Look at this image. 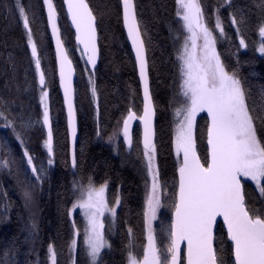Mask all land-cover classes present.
Listing matches in <instances>:
<instances>
[{"label":"snow or ice","instance_id":"6c2138e0","mask_svg":"<svg viewBox=\"0 0 264 264\" xmlns=\"http://www.w3.org/2000/svg\"><path fill=\"white\" fill-rule=\"evenodd\" d=\"M66 15L74 29L76 48L82 60L86 57L84 71L88 73V84L93 102L98 100L95 69L99 56V23L93 7L88 0H63ZM122 8L123 26L135 54V66L143 90V112L138 114L131 107L127 114L117 119L108 141L117 148L120 137L131 150L133 146L132 122L139 120L142 132L141 162L144 165L145 194L143 206V234L141 252L136 250V241L132 227H128L127 264H264V205L250 207L246 184L251 181L264 201V90L260 93L261 103H257L250 88L238 75V70L229 71L228 66L217 51V36L208 26L204 5L201 0H175L178 23L182 22L183 32L177 31L174 43L183 35V42L176 49L178 86L168 101L172 113V150L176 156L175 174L171 189L162 181L157 162V145L153 120L156 105L150 89V68L147 48L138 18L134 0H119ZM232 7L231 0H225ZM0 7L11 10L7 0H0ZM264 13V0L256 5ZM19 19L26 33L27 48L30 50L31 63L35 67L34 82L29 86L39 93V105L42 117L33 121L25 119L22 105L0 96V128L10 129L11 135L23 147V157L16 158L9 142L0 139V173L6 172L16 180L17 188L26 210L34 204L32 188L42 184L48 175V168L54 166L53 132L50 121L49 87L42 58L34 38L32 21L29 19L20 0H16ZM47 14V28L55 42V59L58 66L59 85L63 90L64 104L67 107L68 129L73 142L76 140V110L73 103L72 77L75 71L69 49L61 35L59 12L53 0H43ZM239 14V18H237ZM215 29L220 36L225 35L223 21L219 15V6L214 10ZM231 24L240 37L239 47L247 44L241 33V25L247 18L241 8L229 12ZM35 19V13L33 14ZM261 43L256 51L264 56V21L258 25ZM11 55V54H10ZM11 62V61H10ZM93 69L88 72V66ZM11 82H16V66L11 64ZM17 90L19 84L17 82ZM19 107L21 110L17 111ZM206 113V154L202 158L196 146L195 130L197 116ZM99 105L97 103V136L103 135L99 127ZM47 131L43 147L47 152L46 165L36 163L25 146V135L38 123ZM82 151V150H81ZM26 160V167L23 161ZM67 164V161H65ZM71 166L78 169L79 160L73 149ZM30 169V173H29ZM75 174V173H74ZM107 181L96 186L89 176L87 183L83 179H74L72 193L76 197L72 207L67 209L69 217L73 210L79 209L84 217L83 247L89 264H100L102 249L112 245L105 238V212L115 218L120 196L115 205L109 206L106 198ZM7 193L0 196V220L7 219L10 204L5 203ZM167 201V205H165ZM167 206L171 213L170 224L165 226L163 242L157 235L153 222L158 212ZM222 217L226 228L228 247L215 246L214 226ZM26 226L28 243L36 235L37 225L34 217ZM72 238L67 243L70 264H78L77 253L80 228L72 222ZM181 242L186 247L181 248ZM21 242L16 237L0 248V264H19L16 257ZM50 264H59L54 243L47 245Z\"/></svg>","mask_w":264,"mask_h":264},{"label":"trees","instance_id":"16d2710c","mask_svg":"<svg viewBox=\"0 0 264 264\" xmlns=\"http://www.w3.org/2000/svg\"><path fill=\"white\" fill-rule=\"evenodd\" d=\"M7 2L11 10L0 7V96L14 101L16 106L22 105L25 119L30 117L35 121L42 117L39 93L34 92L29 86V82H34L35 67L31 63L26 33L19 19L18 9L15 8L16 0H7ZM53 2L59 12L61 35L69 49L76 74L75 105L78 142L75 152L79 167L73 170L71 166L66 119L58 90L55 59L48 36L47 14L43 8V0H20L32 21L34 38L49 82V108L55 163L48 168V175L43 183L32 188L34 204L30 211L23 206L16 180L6 172L0 173V196L7 193L8 199L3 202L10 204L6 213L7 219L0 220V248H3L12 237H16L21 242L20 252L16 257L19 264H50L47 245L54 243L59 264H70L67 243L72 238V217L68 216L67 209L72 207L75 199L72 183L74 179H83L84 183H87L90 176L96 186L107 181V196L110 200L116 197L118 191L121 199L114 231L108 235L112 247L102 251L100 264H127L125 245L128 242V227L133 228L138 252L142 251L140 245L144 242L142 214L145 171L141 158H138L142 154L138 126L133 131L131 150L125 148L122 136L118 148L108 141V135L113 131L117 119L122 114L126 115L129 107L138 114L141 111L140 87L134 60L122 28L119 0H88L99 23L100 58L95 71L97 102H93L88 73L84 71V61L80 53L75 51L74 35L65 15L62 0H53ZM134 2L144 33L150 68V89L156 105L157 162L162 181L166 182V187L171 189L176 156L171 145L172 113L168 108V101L178 86L176 49L183 40V35L175 43L174 37L177 31L183 32L182 22H177L179 18L176 16L175 0H134ZM201 2L204 5L208 26L217 36V51L221 54L222 60L229 71L233 68L238 70V75L246 88H250L257 103H261L260 93L264 90V56L256 51L260 44L258 25L264 21V13L256 7L260 0H231L232 7H228L225 0H201ZM218 6L225 29L224 36H220L219 30L215 29L214 10ZM238 7L243 9L247 18V23L241 25L246 48L239 47L240 37L236 35V28L231 24L229 16V12ZM12 63L16 66V82L10 81ZM17 82L19 90H17ZM97 103L99 127L103 130L102 136H97ZM16 110L21 109L17 107ZM202 132H206L204 113L197 116L195 130L197 150L203 158L206 154V137L202 135ZM46 135L47 131L42 127V120L25 135V146L36 157L38 165L43 161L47 166V152L43 147ZM0 139H6L9 142V147L16 158L23 157L24 149L11 135L10 129L0 128ZM23 164L26 167V160ZM246 191L250 207L259 208L264 205V201L259 199V193L251 181L247 182ZM30 215L34 217L37 225L36 235L28 243H23L28 236L26 226L32 223L29 219ZM170 220L171 213L168 207L161 208L158 219L153 222L161 242H163L161 230L170 224ZM74 221L80 228L82 223L77 215ZM215 237V246L220 249L223 244L226 250L229 242L220 224ZM76 258L78 264H89L82 247L78 250Z\"/></svg>","mask_w":264,"mask_h":264},{"label":"water","instance_id":"95a60500","mask_svg":"<svg viewBox=\"0 0 264 264\" xmlns=\"http://www.w3.org/2000/svg\"><path fill=\"white\" fill-rule=\"evenodd\" d=\"M62 4H63V0H62ZM63 8H64V12H65V15H66V11L67 10H66V6H64V4H63ZM120 10H121V23H122L123 32H124V35H125V39L127 41V45H128L129 51H130V53L132 55V58H133L134 64H135V54L132 51L131 42L128 40V38H127V32H126V30H125V28L123 26V21H122V8H121V6H120ZM66 17H67V15H66ZM67 20H68L69 26L71 28V31H72V33L74 35L73 41H74V44L76 46L74 29L71 27L70 20L68 18H67ZM47 30H48V36H49V40H50V44H51L53 56H54V59H55V42H54V40H52L50 29L47 28ZM98 48H99V46H98ZM99 58H100V52H99V56H98V60H97L96 69H97L98 64H99ZM85 60H86V57L83 60L84 61V64H85ZM96 69H95V71H96ZM135 69H136V74H137V80H138L139 87H140V94H141V111H140V114H142V112H143V90H142V86L140 84L138 69L136 68V66H135ZM55 70H56V79H57V84H58V90H59L60 96L62 98L63 109H64V114H65V119H66V127H67V134H68V144H69V153H70V157L72 158L73 149L74 150L76 149V145H77V142H78L77 117H76V132H77V136H76L75 142H73V140H72V138L70 137V134H69L68 119H67V107L64 104L63 90L60 88V85H59V74H58V66L56 65V59H55ZM88 71L89 72H92L93 71V69L91 68L90 65L88 66ZM75 75L76 74H75V71H74L73 72V77H72V87H73V103H74V108L76 110V105H75V102H76ZM75 115H76V113H75ZM155 119H156V115H155L154 120H153L154 129H155ZM136 126H138L139 127V130H140V141H141L142 140L143 128H142V125H141V123H140L139 120H134L132 122V136H133V131H134V129H135ZM155 137H156V135H155ZM155 137H154V139H155ZM122 142H123V138H122ZM140 145L142 147V143H140ZM124 146H125V148L129 149L127 145L124 144ZM219 224L221 225V227L223 228V230H224V232L226 234V228L223 226V219H222V217H218V223L214 226V233L216 234V231H217V228H218V225ZM226 237H227V235H226ZM185 247H186V245L184 244V242H181V248L184 249Z\"/></svg>","mask_w":264,"mask_h":264},{"label":"rangeland","instance_id":"374dc122","mask_svg":"<svg viewBox=\"0 0 264 264\" xmlns=\"http://www.w3.org/2000/svg\"><path fill=\"white\" fill-rule=\"evenodd\" d=\"M183 35H186V33H184ZM259 39H260V43H261V38H260V36H259ZM182 42H183V40L180 42V44H181ZM198 115H199V114H198ZM117 195L120 196L119 191H118ZM117 195H116V196H117ZM75 198H76V197H75ZM106 198H107V200H108L109 206H113V205H115V198H116V197H115L114 199L110 200V199L108 198V196H107V189H106ZM119 206H120V204H119L118 206H116V207H117V211H118V209H119ZM76 215L81 219V223H82V225H81V227H80V232H81V234H80L79 237H77V239H78V243H79V246H80L79 249H81V247L84 249V247H83L84 217H83L82 213L80 212V210L77 208V209L73 210V215L71 216V217H72V222L74 221ZM102 219L104 220V223H105V238H106V240H108V242H109L108 235H109V234H112L113 231H114L115 223H116V217L113 218L112 215H111V213H109V212H105V214H104V216L102 217ZM72 233H73V229H72ZM107 248H108V247H105L104 249H102V251L106 250ZM88 262H89V261H88Z\"/></svg>","mask_w":264,"mask_h":264},{"label":"flooded vegetation","instance_id":"af4514ba","mask_svg":"<svg viewBox=\"0 0 264 264\" xmlns=\"http://www.w3.org/2000/svg\"><path fill=\"white\" fill-rule=\"evenodd\" d=\"M206 115V113H204Z\"/></svg>","mask_w":264,"mask_h":264}]
</instances>
